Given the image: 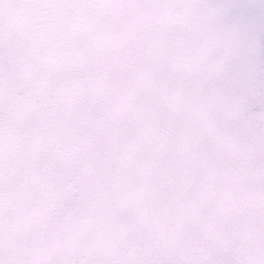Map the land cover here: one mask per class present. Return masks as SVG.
Wrapping results in <instances>:
<instances>
[{"label": "snow or ice", "instance_id": "snow-or-ice-1", "mask_svg": "<svg viewBox=\"0 0 264 264\" xmlns=\"http://www.w3.org/2000/svg\"><path fill=\"white\" fill-rule=\"evenodd\" d=\"M0 264H264V0H0Z\"/></svg>", "mask_w": 264, "mask_h": 264}]
</instances>
